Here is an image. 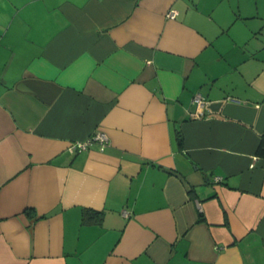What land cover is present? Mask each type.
<instances>
[{"label":"crops","instance_id":"0c3cea01","mask_svg":"<svg viewBox=\"0 0 264 264\" xmlns=\"http://www.w3.org/2000/svg\"><path fill=\"white\" fill-rule=\"evenodd\" d=\"M259 37L264 0H0V264H264Z\"/></svg>","mask_w":264,"mask_h":264},{"label":"built area","instance_id":"2783aa9c","mask_svg":"<svg viewBox=\"0 0 264 264\" xmlns=\"http://www.w3.org/2000/svg\"><path fill=\"white\" fill-rule=\"evenodd\" d=\"M167 16L173 18L175 16V11L172 10L167 12ZM193 100L199 106L203 104V98L199 94L195 95L193 97ZM106 140H107V135L104 132L99 131L86 140L71 142L68 146V151L72 154H75L79 151L85 150L89 145L92 144L93 141H98L102 148Z\"/></svg>","mask_w":264,"mask_h":264},{"label":"trees","instance_id":"16d2710c","mask_svg":"<svg viewBox=\"0 0 264 264\" xmlns=\"http://www.w3.org/2000/svg\"><path fill=\"white\" fill-rule=\"evenodd\" d=\"M256 154L259 156H264V135H262L259 145L256 150ZM101 211L83 208L81 223L82 224H90V223H99L101 221Z\"/></svg>","mask_w":264,"mask_h":264},{"label":"rangeland","instance_id":"374dc122","mask_svg":"<svg viewBox=\"0 0 264 264\" xmlns=\"http://www.w3.org/2000/svg\"><path fill=\"white\" fill-rule=\"evenodd\" d=\"M236 10V14L238 13V11H237V9H235ZM244 22V21H243ZM259 39H261V40H264V37H259Z\"/></svg>","mask_w":264,"mask_h":264}]
</instances>
